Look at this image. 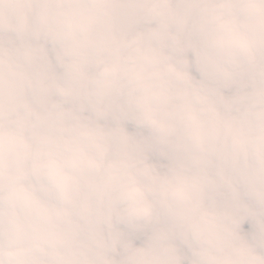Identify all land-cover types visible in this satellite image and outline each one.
I'll list each match as a JSON object with an SVG mask.
<instances>
[{
  "label": "clouds",
  "instance_id": "clouds-1",
  "mask_svg": "<svg viewBox=\"0 0 264 264\" xmlns=\"http://www.w3.org/2000/svg\"><path fill=\"white\" fill-rule=\"evenodd\" d=\"M0 264H264V0H0Z\"/></svg>",
  "mask_w": 264,
  "mask_h": 264
}]
</instances>
